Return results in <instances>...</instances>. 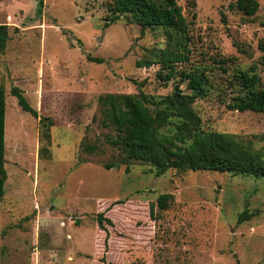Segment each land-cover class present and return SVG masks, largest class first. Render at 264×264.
Masks as SVG:
<instances>
[{
    "label": "rangeland",
    "instance_id": "374dc122",
    "mask_svg": "<svg viewBox=\"0 0 264 264\" xmlns=\"http://www.w3.org/2000/svg\"><path fill=\"white\" fill-rule=\"evenodd\" d=\"M232 2L178 0L191 36L190 61L178 67L208 76L207 95L193 103L204 130L252 140L264 152V112L229 107L243 93L240 72L258 74L264 86V0L251 18ZM36 8V0H0L11 37L0 53V264H264V177L177 169L157 176L149 163L125 162L111 143L118 131L106 125L100 96H163L180 81L159 79L160 64L137 63L165 48L164 29L125 16L105 26L110 0H45L40 18ZM13 87L38 117L22 110ZM163 193L174 198L151 220L149 204ZM244 210L256 215L239 223ZM100 213L113 224L102 229Z\"/></svg>",
    "mask_w": 264,
    "mask_h": 264
},
{
    "label": "trees",
    "instance_id": "16d2710c",
    "mask_svg": "<svg viewBox=\"0 0 264 264\" xmlns=\"http://www.w3.org/2000/svg\"><path fill=\"white\" fill-rule=\"evenodd\" d=\"M36 17H42L44 1L36 0ZM113 15L106 18L105 26L126 17L128 24L143 27H162L166 34L165 48L151 49V58L138 61V65L151 67L160 64L159 79L165 83L179 77L180 83H187V92L178 82L167 95L154 96L139 91L137 94H107L99 97L103 107L106 125L118 131L112 145L120 149L124 161L149 163L157 176L169 169L183 171H216L220 173L248 174L264 177V152L255 149L252 140L239 136L206 131L200 115L193 107L197 98L207 95L208 76L196 69H179V64L190 61L189 23L178 0H110ZM245 17H255L260 9L259 0H234L230 4ZM9 27L0 24V53H4L10 40ZM259 49L264 52V37L259 40ZM90 61L102 63V58L88 57ZM220 63H225L222 60ZM243 93L232 98L229 105L238 111L264 112V86L261 77L248 72L237 75ZM12 95L18 100L23 111L38 117L23 91L13 87ZM6 95L0 85V198L5 194L6 172ZM85 149L93 152V146ZM116 163L106 165L107 169ZM172 193L160 194L156 202H150L151 220H158L159 212L168 208L173 200ZM256 213L244 210L239 214V223L249 220ZM98 224L104 229V221L112 225L110 218L98 214ZM115 264V263H110Z\"/></svg>",
    "mask_w": 264,
    "mask_h": 264
}]
</instances>
